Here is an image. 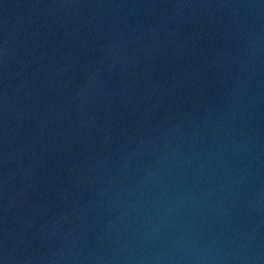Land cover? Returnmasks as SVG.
<instances>
[{
  "label": "water",
  "instance_id": "water-1",
  "mask_svg": "<svg viewBox=\"0 0 264 264\" xmlns=\"http://www.w3.org/2000/svg\"><path fill=\"white\" fill-rule=\"evenodd\" d=\"M0 264H264V0H0Z\"/></svg>",
  "mask_w": 264,
  "mask_h": 264
}]
</instances>
